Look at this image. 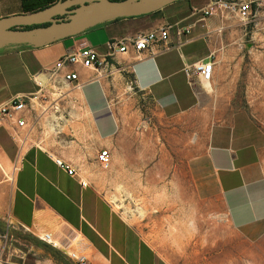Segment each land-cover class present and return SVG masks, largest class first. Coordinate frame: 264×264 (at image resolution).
Returning <instances> with one entry per match:
<instances>
[{"label":"crops","instance_id":"0c3cea01","mask_svg":"<svg viewBox=\"0 0 264 264\" xmlns=\"http://www.w3.org/2000/svg\"><path fill=\"white\" fill-rule=\"evenodd\" d=\"M55 1L0 0V18ZM211 1L177 0L53 41L0 45V103L17 94L31 97L19 115L23 126L15 118L0 121V189L9 182L8 217L23 245L26 236L43 241L49 233L81 249L86 264L256 262L246 248L264 239L263 131L248 112L231 106L232 72L248 67L241 21L222 13L200 20L192 12ZM163 25H171L172 49L150 56L129 48L117 56L135 94L125 95L122 74L97 77L80 65L74 67L78 87L60 86V97L37 92L33 76L65 53L85 45L105 54L110 39ZM200 60L213 62L209 83L189 81L182 70ZM145 99L148 121L137 105ZM101 150L109 153L107 166L98 160ZM174 160L178 169L169 174ZM162 178L170 180L158 188ZM141 181L148 184L144 190ZM119 186L137 197L154 195L157 222L172 225L153 233L134 225L112 201Z\"/></svg>","mask_w":264,"mask_h":264},{"label":"rangeland","instance_id":"374dc122","mask_svg":"<svg viewBox=\"0 0 264 264\" xmlns=\"http://www.w3.org/2000/svg\"><path fill=\"white\" fill-rule=\"evenodd\" d=\"M237 29L238 37L242 38V45H246L248 50V54L245 57L248 67L247 69H242L238 73L232 72L233 85L231 93L234 95V98L231 102V106L233 109H243L252 116L257 126L263 131L264 142V4L261 5L257 2V4L252 7V16L249 23L246 26L241 24L237 25ZM234 40L236 39H233V45L236 44ZM125 95L128 96L129 94L125 91ZM137 105L143 114L144 112L147 114L150 112L151 104L147 99L138 100ZM149 118H151L150 115L145 116L144 114L143 119L148 121ZM155 153H160L158 147ZM172 163L174 166L169 168V174H171V170L178 169L176 168V164L179 165V162L174 160ZM262 164L264 167V152ZM162 179H166V181L156 184L158 188L161 185H165L166 182L170 180V178H168V180L167 178ZM8 183L9 182L0 189V193L5 195V200L0 202L2 205L0 206V235L7 234L8 236L7 239L0 238L1 256L3 258L8 257L11 261H17L18 258L16 257L22 255L24 256L25 264H34L35 262L39 264H76L69 256L64 255L60 248L56 249L53 247L57 254L53 256L45 249L37 246L33 241L29 240V238H26L29 244L23 245L21 243V232L11 227L12 225L8 217ZM147 185V182L141 181L139 190H144L143 188L148 187ZM123 189L124 188L119 186L120 194L112 198V201L115 207L134 225L139 226L143 231L148 230L150 233H153L154 229H158L160 225H165V229L166 226L169 227V225H172L168 223V220L164 221L163 224L157 222V214L154 213V209L159 202L153 198L154 195L142 194L137 197L133 192ZM105 191L109 193V195L110 192L111 195H113L112 191H114V189L107 188ZM54 239L59 242L56 238ZM30 245H33L34 249H38V252L30 249ZM56 246L59 245L56 244ZM74 248L75 251L78 252V250H76L77 248ZM246 249L249 254H253L256 261L254 264H264V239L257 245L248 246ZM76 255L84 254L79 252L76 253ZM243 264L253 263L245 262Z\"/></svg>","mask_w":264,"mask_h":264},{"label":"built area","instance_id":"2783aa9c","mask_svg":"<svg viewBox=\"0 0 264 264\" xmlns=\"http://www.w3.org/2000/svg\"><path fill=\"white\" fill-rule=\"evenodd\" d=\"M257 4V0H212L202 8H194L193 14H199L200 20L216 14L235 15L246 26L252 16V7ZM171 25L158 26L146 31L137 32L131 35H124L118 38L110 39L107 42V53L99 54L92 47L82 45L80 48L73 49L62 55L53 67L43 69L33 76L38 93L45 95L55 93L57 97L62 96L57 92L60 86L70 85L74 88L79 86L78 76L74 69L75 66L93 68L97 77L111 79L115 74L124 76V89L127 94H135L136 88L134 80L130 77L127 67L117 61L118 54L125 53L129 48L137 53L146 51L150 56L169 51L174 47L169 42V31ZM190 26L183 29L188 32ZM213 62L211 60H200L192 64H185L182 68L185 76L190 81L197 77L200 81L209 83L212 78ZM57 92V93H56ZM31 97L17 94L12 98L0 103V121L5 118H15L18 126L24 125V119L19 115L25 110ZM98 160L104 166L109 163V153L107 150H101L98 154ZM60 165V161H58ZM68 173L73 170L66 166ZM50 234L43 235V241L50 242ZM7 234L0 235V238L7 239ZM69 257L76 264H86V258L83 255L69 254ZM17 261H11L8 257L3 258L0 254V264H25L24 256L18 255Z\"/></svg>","mask_w":264,"mask_h":264},{"label":"water","instance_id":"95a60500","mask_svg":"<svg viewBox=\"0 0 264 264\" xmlns=\"http://www.w3.org/2000/svg\"><path fill=\"white\" fill-rule=\"evenodd\" d=\"M174 1L177 0H56L34 12L0 18V45L53 41L103 20L146 15Z\"/></svg>","mask_w":264,"mask_h":264},{"label":"trees","instance_id":"16d2710c","mask_svg":"<svg viewBox=\"0 0 264 264\" xmlns=\"http://www.w3.org/2000/svg\"><path fill=\"white\" fill-rule=\"evenodd\" d=\"M26 238H29V240L33 241L37 246L45 249L46 251H48L49 253H51L53 256H56V252L53 248V246H51L50 244L43 242L37 238H34L32 236H26Z\"/></svg>","mask_w":264,"mask_h":264},{"label":"bare ground","instance_id":"6f19581e","mask_svg":"<svg viewBox=\"0 0 264 264\" xmlns=\"http://www.w3.org/2000/svg\"><path fill=\"white\" fill-rule=\"evenodd\" d=\"M8 167V166H7ZM9 168V167H8ZM15 170V169H14ZM12 176H13V174H12ZM7 177V176H6ZM12 180V179H11ZM5 181V180H4ZM12 182V181H11ZM4 194H2V193H0V202L2 201V200H5V198H4ZM0 206H2L1 204H0ZM50 240L49 241H51V242H55V244H57V245H59L60 247H62L63 249H66L70 254H72V253H74V254H76V253H79V251L78 252H76L75 251V249L72 247V246H64V245H62L60 242H57L54 238H53V236L51 235L50 236V238H49ZM81 240V239H80ZM83 241V240H82ZM81 245V244H80ZM83 249H85L84 247H83ZM82 249V250H83ZM77 250V249H76ZM78 250H81V249H78Z\"/></svg>","mask_w":264,"mask_h":264}]
</instances>
